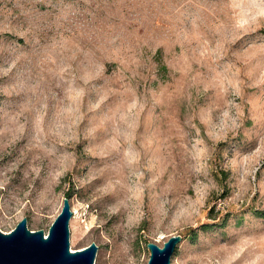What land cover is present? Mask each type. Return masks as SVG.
Masks as SVG:
<instances>
[{"label":"rangeland","instance_id":"rangeland-1","mask_svg":"<svg viewBox=\"0 0 264 264\" xmlns=\"http://www.w3.org/2000/svg\"><path fill=\"white\" fill-rule=\"evenodd\" d=\"M64 196L93 264H264V0H0V229Z\"/></svg>","mask_w":264,"mask_h":264},{"label":"water","instance_id":"water-1","mask_svg":"<svg viewBox=\"0 0 264 264\" xmlns=\"http://www.w3.org/2000/svg\"><path fill=\"white\" fill-rule=\"evenodd\" d=\"M72 215L70 199L64 196L46 236L43 229L31 230L24 216L12 229H0V264H93L97 249L95 242L73 250L69 248V221ZM180 240L181 235L176 233L168 236L162 244L148 241L146 264H170Z\"/></svg>","mask_w":264,"mask_h":264},{"label":"bare ground","instance_id":"bare-ground-1","mask_svg":"<svg viewBox=\"0 0 264 264\" xmlns=\"http://www.w3.org/2000/svg\"><path fill=\"white\" fill-rule=\"evenodd\" d=\"M75 213H76V211L73 212V214H74L73 217L76 215Z\"/></svg>","mask_w":264,"mask_h":264},{"label":"trees","instance_id":"trees-1","mask_svg":"<svg viewBox=\"0 0 264 264\" xmlns=\"http://www.w3.org/2000/svg\"><path fill=\"white\" fill-rule=\"evenodd\" d=\"M162 67H164V65Z\"/></svg>","mask_w":264,"mask_h":264}]
</instances>
